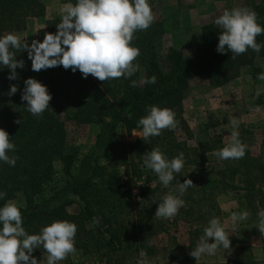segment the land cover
<instances>
[{
	"label": "trees",
	"instance_id": "16d2710c",
	"mask_svg": "<svg viewBox=\"0 0 264 264\" xmlns=\"http://www.w3.org/2000/svg\"><path fill=\"white\" fill-rule=\"evenodd\" d=\"M155 1L149 0L152 8ZM253 10L258 14L257 22L264 26V0ZM45 11L43 0H0V36L25 30L28 35L22 40L29 44L36 39L43 41L30 33L34 20L43 18L45 29L55 33L61 19L60 12L46 16ZM164 32V20L155 17L146 31L134 33L131 43L140 50L134 63H139L140 70L127 79L101 82L63 66L34 72L26 50L16 53L17 59L25 61V67L17 69V80L10 81V70L0 68V128L9 133L15 145L9 155L19 157L14 167L0 161V192L6 193L0 207L17 199L29 234H39L54 221H69L77 225L75 248L95 253L99 264H137L141 250L147 253L150 264H197L187 254L212 217H218L223 225L218 201L221 193L234 189L239 203L249 212L248 222L258 223L257 212L264 209V129L254 122L239 123L245 156L221 160L213 153L229 141L232 125L225 133L214 131L207 121L191 127L184 116L183 100L192 75L207 74L216 85L230 80L242 66H249L253 76L258 75L255 60L264 57V47L258 54L249 49L231 59L227 49L223 54L217 51L220 29L210 21L201 26L191 52L168 49V67L164 69L160 63ZM256 40L264 45V34ZM153 75L156 83H142ZM29 77L45 84L52 95L40 117L33 116L21 99ZM132 80L140 83L132 87ZM12 84L18 85V91L9 96ZM263 95L254 103L264 106ZM151 105L173 110L177 127L163 130L148 143L140 137L120 139L119 126L138 129V120ZM18 119L21 123H16ZM68 123L99 124L93 143L82 149V143L72 142ZM157 147L169 159L184 153V167L173 187L188 178L194 182L182 197L185 206L172 219L154 217L158 203L169 191L143 163V154ZM72 203L77 204L75 211L67 208ZM93 217L100 218L99 225L93 224ZM184 223L186 242H181L176 231ZM172 225L173 233L169 231ZM162 233L168 235L164 243ZM259 235L261 257L250 243L238 242L232 243L234 257L213 264H264V235ZM148 241H152L151 246ZM32 255L44 256V251L37 248ZM58 263L72 264L71 254Z\"/></svg>",
	"mask_w": 264,
	"mask_h": 264
},
{
	"label": "clouds",
	"instance_id": "9594fccd",
	"mask_svg": "<svg viewBox=\"0 0 264 264\" xmlns=\"http://www.w3.org/2000/svg\"><path fill=\"white\" fill-rule=\"evenodd\" d=\"M61 19L57 24V32H47L43 41L38 39L22 40L13 33L0 36V68L10 70L8 79L17 80V69L25 67L23 59H17V52L27 51L34 72L63 66L73 72L79 70L84 78L89 75L105 82L112 79L130 78L140 70L139 63H134L140 55L138 47L132 45L134 33L146 31L154 22V14L149 0H76L60 9ZM258 14L247 7L225 9L214 20L220 29L217 51L221 54L232 53L231 59L244 54L249 49L257 54L264 45L257 43V36L264 34V26L257 22ZM156 76L145 78L142 83H156ZM264 80V72L257 75ZM132 80L131 86L138 85ZM18 91V85L12 84L7 95L12 96ZM261 90L257 89L255 97L259 98ZM21 99L27 110L35 117H40L49 107L52 99L48 88L41 81L29 77L24 81ZM147 114L138 120L139 132L132 134L142 138L146 143L152 137L159 136L165 129L174 130L178 121L175 113L169 108L151 105L146 108ZM16 123H21L18 119ZM232 125L230 139L225 146L213 154L221 160L241 159L245 156V145L238 131L240 121L229 117ZM15 151L9 133L0 128V161L15 166L19 159L9 155ZM184 153L169 159L160 148H153L143 154L144 165L158 177L161 185L169 191L158 203L155 218L171 219L185 206L182 199L186 190L194 185L192 179L178 181L172 186L177 174L184 167ZM153 188V185L151 184ZM6 193L0 192V199ZM259 217L255 225L264 235V209L257 212ZM249 217L248 211L233 212V225ZM100 218L93 217V224L99 225ZM0 264H58L76 251L75 236L77 225L69 221H54L40 229L39 234H29L23 227L20 208L11 201L0 207ZM214 238V242H209ZM152 241H148L151 246ZM231 252L230 235L218 217H212L198 242L189 255L200 264L201 257L213 256L220 248ZM42 248V261L32 255L35 249ZM46 254V255H45ZM137 264H150L147 253L140 252Z\"/></svg>",
	"mask_w": 264,
	"mask_h": 264
},
{
	"label": "rangeland",
	"instance_id": "374dc122",
	"mask_svg": "<svg viewBox=\"0 0 264 264\" xmlns=\"http://www.w3.org/2000/svg\"><path fill=\"white\" fill-rule=\"evenodd\" d=\"M43 1L46 2V16L60 12L63 6L69 4L65 0ZM262 2L263 0H156L152 8L153 13L155 17L163 19L165 23L162 49L160 51L162 67L164 69L168 67L167 51L170 47L180 48L184 53L191 52L196 40L200 37L201 26L206 22H214L216 17L221 15L225 9L247 7L253 10L255 4ZM30 27L32 29V32L30 31L31 35L38 38H44L48 32L44 27L43 18L35 19ZM16 35L24 38L28 35V31L23 30L17 32ZM255 62L260 69L257 74L264 72V57L258 56ZM257 89L264 93V80L257 79V75L253 76L249 66L240 67L234 72L230 80L220 85L212 84L207 74L192 75L188 79L186 96L183 100L184 116L193 128L207 121L212 125L214 131L225 133L230 127L229 117H233L238 119L240 123L254 122L258 128L262 126L264 129V106L261 103H254ZM98 129L99 124L97 123L86 125L68 123V136L72 142L82 143V149H86L93 143ZM133 130L140 131L136 128L127 130L124 126H119L117 135L122 140L133 141L138 138V136L132 134ZM9 201L14 204L18 203L17 199ZM218 201L223 210V225L230 235L231 252L229 253L221 247L215 255L201 257L200 262L213 264L222 262L228 257H234L236 252L233 244L238 242L250 243L256 255L261 257L262 249L259 247L260 231L255 226L256 223L251 224L248 222L250 216L235 225L232 223L231 216L233 212L247 211L246 207L239 203L237 192L234 189H228L220 194ZM67 208L70 211H75L77 204H69ZM184 227L186 229V223L179 224L176 231L181 242H186L187 233ZM169 231L175 232L173 225L170 226ZM161 236V242L164 243L168 235L162 233ZM209 242H214V238L210 239ZM43 257L36 258L42 261ZM71 259L72 264H99L95 253L84 252L81 248H76V251L71 254ZM192 259L195 258L192 257ZM42 264H46V260Z\"/></svg>",
	"mask_w": 264,
	"mask_h": 264
},
{
	"label": "crops",
	"instance_id": "0c3cea01",
	"mask_svg": "<svg viewBox=\"0 0 264 264\" xmlns=\"http://www.w3.org/2000/svg\"><path fill=\"white\" fill-rule=\"evenodd\" d=\"M65 3H66V2H65ZM219 196H220V195H219ZM219 196H218V197H219Z\"/></svg>",
	"mask_w": 264,
	"mask_h": 264
}]
</instances>
